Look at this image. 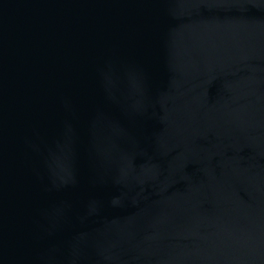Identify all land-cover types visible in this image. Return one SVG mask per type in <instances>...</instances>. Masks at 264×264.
Returning a JSON list of instances; mask_svg holds the SVG:
<instances>
[{
    "label": "water",
    "instance_id": "obj_1",
    "mask_svg": "<svg viewBox=\"0 0 264 264\" xmlns=\"http://www.w3.org/2000/svg\"><path fill=\"white\" fill-rule=\"evenodd\" d=\"M0 264H264V0H0Z\"/></svg>",
    "mask_w": 264,
    "mask_h": 264
}]
</instances>
